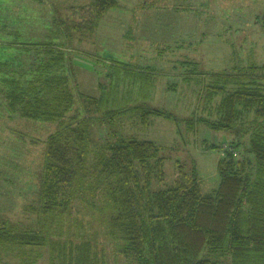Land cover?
I'll return each mask as SVG.
<instances>
[{"label":"rangeland","instance_id":"374dc122","mask_svg":"<svg viewBox=\"0 0 264 264\" xmlns=\"http://www.w3.org/2000/svg\"><path fill=\"white\" fill-rule=\"evenodd\" d=\"M17 1H21L26 18L24 22L20 17L24 32L12 38V43L47 42L44 54L49 50L62 52L79 84L74 81L73 90L76 87L101 97L102 107L130 110L143 106L172 113L177 120L153 118L148 129L133 132L130 125L123 130L126 123L120 121L124 115L116 120L115 128L162 147L168 156V181L182 165L186 172L196 169L203 194L219 187L218 164L235 134L198 124L202 119H217L221 101L220 97L212 103L207 101L206 84L212 81L213 73L264 65V0H117L118 6L93 32L89 27L96 21L92 9L95 0H0L2 44L10 37L1 28L10 23L6 20L12 17L6 15ZM3 49L0 219L18 226L16 230L9 227L11 233L37 234L48 244L0 245V264H74L79 255L76 247L88 241L93 247L92 264H130L110 239L105 219L80 201L53 228L38 225L41 220L35 204L45 150L42 142L58 125L29 120L7 108L5 82L10 75H5L8 68L4 64L19 53L0 45V51ZM44 54L40 58L46 61ZM19 57L29 58L26 64L31 65L36 59L24 52ZM71 113L84 114L79 98ZM193 119L198 123L189 125ZM110 133L108 125L92 130L93 137L99 139Z\"/></svg>","mask_w":264,"mask_h":264},{"label":"trees","instance_id":"16d2710c","mask_svg":"<svg viewBox=\"0 0 264 264\" xmlns=\"http://www.w3.org/2000/svg\"><path fill=\"white\" fill-rule=\"evenodd\" d=\"M117 6V0H95L96 21L89 32ZM46 43L12 46L19 56H36L33 65L15 55L4 64L5 75H10L7 108L26 119L58 125L41 141L38 225L53 228L80 201L105 219L110 239L130 264H264V65L213 73L204 94L210 103L220 97L217 119L188 122L235 134L218 164L219 187L203 194L195 168L186 172L180 165L168 181L164 149L131 134L148 129L153 118L177 120L172 113L143 106L102 107L101 97L73 90L72 83L79 84L71 64H65L60 51L44 54ZM0 52L3 56L6 50ZM77 98L84 114L71 113ZM124 115L120 123H126L123 130L130 125L129 134L115 128ZM100 125H108L111 135L93 137L92 130ZM9 227L18 226L0 219V245L48 244L37 234L11 233ZM76 249L74 264H92L90 241Z\"/></svg>","mask_w":264,"mask_h":264},{"label":"crops","instance_id":"0c3cea01","mask_svg":"<svg viewBox=\"0 0 264 264\" xmlns=\"http://www.w3.org/2000/svg\"><path fill=\"white\" fill-rule=\"evenodd\" d=\"M20 2L21 1L14 2L13 5H11V7L8 9L9 11L7 12L6 16H11L12 19L10 18L6 20L7 23H9V21L10 23L9 24L5 23L3 27L1 28V29H4L6 31V34L10 37L9 40L4 41V44H2V46L6 48H11L12 46L14 47L21 46V42H13V43L11 42L12 38L21 37L22 33L24 32L22 29L23 24L21 22L20 17H22L24 22H25L26 17H25V14L22 15L24 9L21 11ZM0 27H1V24H0Z\"/></svg>","mask_w":264,"mask_h":264}]
</instances>
